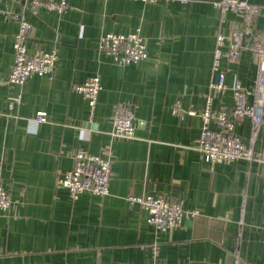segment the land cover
Returning <instances> with one entry per match:
<instances>
[{"label": "crops", "instance_id": "crops-1", "mask_svg": "<svg viewBox=\"0 0 264 264\" xmlns=\"http://www.w3.org/2000/svg\"><path fill=\"white\" fill-rule=\"evenodd\" d=\"M187 1L67 0L64 13H33L26 0H0V184L11 201L0 211V264H264V126L251 162H206L197 150L216 80V37L229 35L242 15L221 13L213 6L219 0ZM10 12L30 25L28 53L57 51L50 77L8 82L19 27ZM256 26L264 29L263 17ZM137 29L143 61L119 65L99 51L102 35ZM222 51L227 89L214 96V112L233 106L235 79L250 89L256 73L248 48L235 63L226 45ZM90 77L101 85L93 111L76 91ZM120 104L133 111V139L110 135ZM176 107L196 115L180 118ZM39 112L45 122L33 120ZM234 131L248 146L250 122H236ZM78 150L110 161L107 195L85 192L73 201L59 185ZM130 196L175 200L183 220L156 231Z\"/></svg>", "mask_w": 264, "mask_h": 264}, {"label": "built area", "instance_id": "built-area-1", "mask_svg": "<svg viewBox=\"0 0 264 264\" xmlns=\"http://www.w3.org/2000/svg\"><path fill=\"white\" fill-rule=\"evenodd\" d=\"M31 11L36 13L39 9H46L56 13L68 10L67 0H26ZM145 4H157L168 1L186 3L187 0H135ZM221 13L237 11L241 13V21L235 25L229 35L219 34L216 37V47L213 56L212 72L216 80L209 84V91L203 112L200 114L202 125L197 150L206 162H224L234 160H255L252 143L258 131L264 126V29L256 26V18H264V7L250 3L248 0H219L213 3ZM6 17L17 18L19 27L13 43V64L8 75V82L22 86L25 81L33 76L50 77L54 71L58 54L56 50L44 51L37 49L28 53L26 41L30 33V25L13 13ZM226 45L228 61L235 63L243 49L248 48L253 56L256 73L250 89L242 86L238 79L233 81L232 91L233 106H221L216 112L212 110L214 96L227 89L225 76L219 71L220 59L223 56V47ZM98 49L114 59L119 65L136 64L147 57L146 46L139 30L128 34L106 33L99 39ZM101 89L98 77H90L83 84L76 87L87 101L90 111L96 105L97 96ZM20 97L8 100L7 110L10 111L14 104L19 103ZM173 114L183 118L185 115L195 116L196 111H183L179 107ZM37 123L45 122L44 113H37L33 119ZM248 120L251 132L248 146L242 142L235 133V123ZM112 129L110 135L117 138L133 139L134 122L133 111L125 105L116 106L112 115ZM141 124V123H140ZM213 125V126H211ZM73 167L59 178L58 183L68 191L71 200H76L82 193L96 196L108 194L110 179V161L107 158L91 155L82 150L76 151L73 156ZM130 205L137 204L146 211L147 222L156 231H169L182 222L185 212L181 204L167 198L152 196H130L127 199ZM11 206L8 190L0 184V211H7ZM196 216L197 212L190 213Z\"/></svg>", "mask_w": 264, "mask_h": 264}]
</instances>
